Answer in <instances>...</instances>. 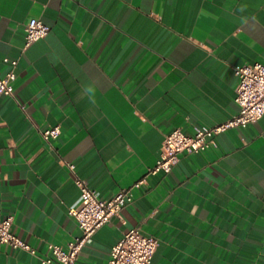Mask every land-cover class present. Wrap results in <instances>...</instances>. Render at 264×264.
I'll return each instance as SVG.
<instances>
[{"label": "crops", "instance_id": "1", "mask_svg": "<svg viewBox=\"0 0 264 264\" xmlns=\"http://www.w3.org/2000/svg\"><path fill=\"white\" fill-rule=\"evenodd\" d=\"M49 34L26 47V24ZM8 59V60H7ZM0 219L36 252L0 244V264H42L80 234L69 163L102 199L132 202L81 249L108 264L132 228L152 264H264V115L152 173L165 136L237 115L234 68L264 64V0H0ZM60 125L45 141L38 128Z\"/></svg>", "mask_w": 264, "mask_h": 264}, {"label": "built area", "instance_id": "2", "mask_svg": "<svg viewBox=\"0 0 264 264\" xmlns=\"http://www.w3.org/2000/svg\"><path fill=\"white\" fill-rule=\"evenodd\" d=\"M25 31V46L28 47L45 38L50 27L41 19L33 18L26 24ZM10 62L11 70L5 76H0V95H14L17 61ZM234 71L238 77L235 100L240 106L239 113L213 127L195 126L192 135L179 128L168 133L163 140L156 165L151 169L152 173L170 172L180 162L182 154L201 152L216 144V136L220 133L233 127H246L264 115V64H240L235 66ZM38 130L48 142L61 134L60 125ZM69 168L74 173L75 184L80 190L79 200L69 209V213L76 219L81 232L66 246L47 243V254L41 259L42 264H76L82 247L92 239L96 231L113 216L120 215L121 210L133 200L129 189H123L109 199H102L98 191L77 174L76 164L69 163ZM13 222V215L0 219V244L35 253L31 244L15 234ZM158 243L156 237L143 233L139 228L129 229L112 247L108 264H152Z\"/></svg>", "mask_w": 264, "mask_h": 264}]
</instances>
